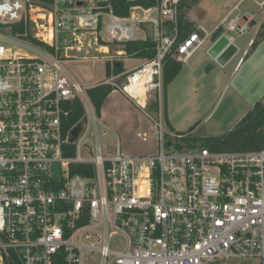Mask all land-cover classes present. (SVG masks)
Wrapping results in <instances>:
<instances>
[{"label":"built area","instance_id":"obj_1","mask_svg":"<svg viewBox=\"0 0 264 264\" xmlns=\"http://www.w3.org/2000/svg\"><path fill=\"white\" fill-rule=\"evenodd\" d=\"M182 1L0 0V264H264V151L185 148L173 133L166 145V61L184 65L205 42L179 40ZM251 24L239 14L219 28ZM148 39L154 59L115 74L125 46ZM92 45L122 47L101 85L154 123L155 154L126 155L117 140L103 156L101 118L65 67L92 61L79 56ZM76 98L87 121L72 141Z\"/></svg>","mask_w":264,"mask_h":264},{"label":"rangeland","instance_id":"obj_2","mask_svg":"<svg viewBox=\"0 0 264 264\" xmlns=\"http://www.w3.org/2000/svg\"><path fill=\"white\" fill-rule=\"evenodd\" d=\"M188 3L192 7L186 8L184 14L189 21L194 22L199 32L205 30L212 33L219 26L221 19L234 18L239 14L252 20L246 34L228 33L240 48L239 57L228 68L221 70L211 58L203 55V64L199 69L201 61L195 60L204 52L203 49L195 58L184 64L183 72L165 93V107L168 108L170 124L167 121L164 123L166 138L170 133L179 134L184 137L181 140L184 147L189 140L195 143L196 149H202L200 146L205 138L220 137L233 130L245 114L258 101L264 99V0H200L197 5H192L188 0ZM255 22L256 30L253 27ZM220 28L221 33L226 31L224 27ZM138 38H142V35H138ZM256 42L258 44L252 48ZM248 48L249 51L239 64ZM96 49L98 48L92 45L91 49L87 48L79 54L80 57L87 56L92 61L80 59L65 64L72 79L85 89H92L108 79L105 69L110 62L109 57L115 56V52L122 47L111 45L110 56H107L105 51L99 53ZM118 58L114 60L122 62L127 72L144 63L142 59L133 56ZM210 65L213 68L209 70ZM189 68H192L193 78L188 76ZM148 113L158 117L154 109H149ZM102 114L98 131L104 157L114 156L117 140L123 153L129 156L157 152L154 123L126 96L114 92ZM88 133L85 141L95 142L93 130ZM145 133L147 135H144ZM94 264H98V261ZM239 264L259 263L240 261Z\"/></svg>","mask_w":264,"mask_h":264},{"label":"trees","instance_id":"obj_3","mask_svg":"<svg viewBox=\"0 0 264 264\" xmlns=\"http://www.w3.org/2000/svg\"><path fill=\"white\" fill-rule=\"evenodd\" d=\"M192 5H197L200 0H190ZM191 4L188 3V0L182 1V4L179 8L180 11V36L179 40L183 41L184 38L188 37L193 33H198L201 37L204 36V33L199 32L194 22L189 21L184 10L186 8H191ZM119 15H126V11L117 10L116 12ZM222 29H218L212 35V39L216 40L221 35ZM259 34V33H258ZM258 42L254 43L252 48H254ZM127 56L138 57L145 62L148 60H153L156 54L155 51V42L148 39L147 41H135L129 42L124 48ZM117 66L114 69L115 74L122 73L124 71V66L122 62H118ZM184 65L176 62L175 60L168 59L164 68V113L165 121L168 122V113L167 108L165 107V93L168 89V86L174 82L183 70ZM113 88L104 85H98L92 89L87 90V95L90 97L93 106L95 107L96 114L100 118L103 116V109L113 93ZM264 99L258 101L254 107L245 114V116L240 120L238 125L228 133L223 134L220 137H207L204 139V142L201 144L200 148H210L214 152H259L264 151ZM66 110L69 113V118L66 123V130L70 131L76 125H83L87 121L85 115L84 107L81 101L76 98L72 103L66 106ZM170 125V124H169ZM144 135H147L146 133ZM185 148L196 149L195 143L187 140ZM180 148V147H178ZM72 151V148H71ZM65 156H75V152L72 151V154L65 153ZM79 173V170H77ZM73 172V174L77 173Z\"/></svg>","mask_w":264,"mask_h":264},{"label":"crops","instance_id":"obj_4","mask_svg":"<svg viewBox=\"0 0 264 264\" xmlns=\"http://www.w3.org/2000/svg\"><path fill=\"white\" fill-rule=\"evenodd\" d=\"M222 19H221V22H220V24L222 23ZM220 24H219V26H220ZM219 26H217V28H219ZM257 26V25H256ZM256 26H253L254 27V29L256 28ZM216 28V29H217ZM215 29V30H216ZM254 29L253 30H251V32H253L254 31ZM202 30V29H201ZM214 30V31H215ZM256 30V29H255ZM214 31L212 32V33H207L205 30L203 31L204 33H205V35H204V39H205V42H204V44L202 45V48H200V50L193 56V58H195V56H197L199 53H201V51L204 49V52H202L200 55H198L197 56V59L195 60V62L197 61V62H200L201 61V64L198 66V68L200 69L201 67H202V64H203V55H206L207 57H209V58H211V60L217 65H219V67L221 68V70H223V69H226V68H228L239 56V53H240V48H239V46H237V44H236V41H235V39L234 38H231V37H229L228 36V33L226 32V31H224L223 33H221V35L218 37V38H216V40H213L212 39V35H213V33H214ZM222 35H224V36H226V38H228L229 40H230V42L231 43H233V45L235 46V50H233L232 51V53L229 55V56H227L226 58H224L222 61H220L219 62V58H220V56L223 54V52L229 47V45H227L226 47H225V49L223 50V51H221L220 52V54H218L216 57H213L212 55H210V50L212 49V47L220 40V37L222 36ZM247 51H249V48L245 51V53L243 54V57L240 59V61H239V64H240V62H241V60H243V58L246 56L245 54L247 53ZM245 55V56H244ZM192 58V59H193ZM248 57H246V59H247ZM187 64V63H186ZM239 64H238V66H239ZM215 67V66H214ZM211 68H213V67H211V65L209 66V70L211 69ZM190 70H189V72H188V76H190V77H192L193 78V75H194V73L191 71L192 70V68H189ZM199 69H196L197 71L199 70ZM182 72H183V70H182ZM181 72V73H182ZM181 75V74H180ZM179 75V76H180ZM173 83V82H172ZM171 83V84H172ZM170 84V85H171ZM169 85V86H170ZM169 86H168V88H169ZM168 90V89H167ZM114 93V92H113ZM112 93V94H113ZM167 113H168V108H167ZM168 120H169V118H168Z\"/></svg>","mask_w":264,"mask_h":264},{"label":"water","instance_id":"obj_5","mask_svg":"<svg viewBox=\"0 0 264 264\" xmlns=\"http://www.w3.org/2000/svg\"><path fill=\"white\" fill-rule=\"evenodd\" d=\"M256 25H257V22L253 24V26H256ZM227 45H229V47L223 52V54L219 58L220 59L219 62L222 61L224 58L229 56L233 50L236 49L233 43H231L230 40L226 38V36L222 35L220 37V40L210 50V55H212L213 57H216L218 54H220L221 51L225 49ZM110 74H111V64H108L106 67V76H110ZM81 130H82V125L78 124L76 128L72 131L73 133L72 141H75L77 139ZM55 168L59 172L58 166H56Z\"/></svg>","mask_w":264,"mask_h":264}]
</instances>
